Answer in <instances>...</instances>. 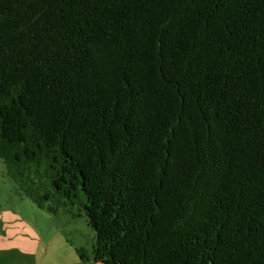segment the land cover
Here are the masks:
<instances>
[{
	"label": "trees",
	"instance_id": "16d2710c",
	"mask_svg": "<svg viewBox=\"0 0 264 264\" xmlns=\"http://www.w3.org/2000/svg\"><path fill=\"white\" fill-rule=\"evenodd\" d=\"M0 158L83 264H264V0H0Z\"/></svg>",
	"mask_w": 264,
	"mask_h": 264
},
{
	"label": "rangeland",
	"instance_id": "374dc122",
	"mask_svg": "<svg viewBox=\"0 0 264 264\" xmlns=\"http://www.w3.org/2000/svg\"><path fill=\"white\" fill-rule=\"evenodd\" d=\"M4 226L16 229L14 235L20 233L10 242L25 239L41 246L36 253H10L9 260L15 264H75L81 261L79 249L87 255L93 252L96 234L86 218L73 219L38 208L10 179L0 158V227Z\"/></svg>",
	"mask_w": 264,
	"mask_h": 264
},
{
	"label": "crops",
	"instance_id": "0c3cea01",
	"mask_svg": "<svg viewBox=\"0 0 264 264\" xmlns=\"http://www.w3.org/2000/svg\"><path fill=\"white\" fill-rule=\"evenodd\" d=\"M15 230H10L9 227H0V264H15V262H10L9 255L10 253H15L17 256L25 252L32 253L37 252L41 246L37 244H32L27 242L25 239H16L15 242H10V240L15 239L17 235L13 234ZM19 231V230H17ZM18 263V262H16ZM75 264H83L81 261L76 262ZM86 264H96V263H86Z\"/></svg>",
	"mask_w": 264,
	"mask_h": 264
}]
</instances>
